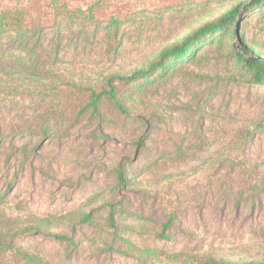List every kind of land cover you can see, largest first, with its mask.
I'll list each match as a JSON object with an SVG mask.
<instances>
[{
	"label": "rangeland",
	"instance_id": "obj_1",
	"mask_svg": "<svg viewBox=\"0 0 264 264\" xmlns=\"http://www.w3.org/2000/svg\"><path fill=\"white\" fill-rule=\"evenodd\" d=\"M151 1L117 4L121 18L138 14L117 30L108 21L115 8H107L94 21L45 29L26 49L0 39V68L35 72L0 70V215L60 216L102 190L104 197L86 211L106 216L116 209L128 231L66 224L52 229L59 238L19 223L15 244L52 264H138L132 246L264 262V126L246 130L264 125V84L243 73L229 46L203 45L200 62L155 77L125 113L105 101L104 122H69L51 136L35 130L67 85L101 89L111 75L146 66L164 47L239 4L237 35L264 60V1L260 10L250 0H171L180 5L162 15ZM71 4L85 9L89 2ZM149 163L131 185L107 191L119 164L130 173Z\"/></svg>",
	"mask_w": 264,
	"mask_h": 264
},
{
	"label": "trees",
	"instance_id": "obj_2",
	"mask_svg": "<svg viewBox=\"0 0 264 264\" xmlns=\"http://www.w3.org/2000/svg\"><path fill=\"white\" fill-rule=\"evenodd\" d=\"M71 1L0 0V39L5 38V43L8 46L17 45L26 49L30 44L32 47L40 40L45 29L54 28L55 31H58L62 25L74 24L79 21H94L98 19L99 10L115 8L110 10L111 15L108 19L110 27L115 30L122 23L135 21L138 15L136 11L130 16L123 15L122 18L119 16L117 12L119 6L122 5H116L125 3L126 0H86L89 4L85 9L81 5L73 6ZM263 1L250 0L249 5L261 10ZM151 2L160 15L167 8L180 5L171 0H152ZM240 7V4L232 7L219 17L210 19L203 25L190 30L180 41L164 47L146 66L133 69L125 74L111 75L101 89L89 86L75 88L77 86L67 85L64 89L66 95L56 99L57 108L42 111L39 115L40 118L35 120L38 125L35 128L37 134L56 135L65 129L66 123L78 122L86 118L104 122L106 117L101 105L105 101L112 103L119 112L125 113L127 102L135 98L140 91L154 81L155 77L168 74L172 76L175 71L174 67L183 62L187 64L200 62L196 60L201 58V47L215 42L218 47L229 46L232 48V52L235 53V63L243 73L249 75L252 80L264 84V60L252 55L243 46L241 42L243 37L237 35L236 21ZM231 21L235 23L232 25ZM235 42L240 44L244 53L235 52ZM0 70L6 75L17 71L35 73L32 66H26L21 70L11 67L0 68ZM263 126L256 124L253 128L246 129L247 134L250 132L253 134ZM138 142L137 144L140 145V141ZM175 153L178 156L182 154L179 150ZM149 167H151L150 163L148 166L134 168L129 173L122 164H119L114 171L115 184L107 191L114 195L117 190L131 185L134 178L143 173L142 171L148 170ZM103 195L102 190L95 191L89 196L87 204L60 216L37 217L30 214L25 218L22 216L12 218L0 215V264H52L37 253L28 252L15 244L12 230L19 223L30 224L37 233L59 238H64V236L53 233L52 229L66 224L83 223L96 227L105 226L114 234L128 231L131 226L125 225L122 219L115 218L116 209L108 212L106 216L98 214V209L95 208L86 211L90 204L102 199ZM131 248L137 254L138 264H155V262L157 264H264V262H236L218 259L211 255H185L183 253L169 255L149 247L132 246Z\"/></svg>",
	"mask_w": 264,
	"mask_h": 264
}]
</instances>
